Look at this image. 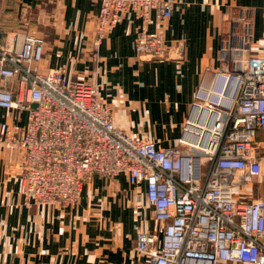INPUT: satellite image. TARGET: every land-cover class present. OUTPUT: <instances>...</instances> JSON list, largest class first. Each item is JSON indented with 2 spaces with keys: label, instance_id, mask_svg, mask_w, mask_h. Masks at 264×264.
Instances as JSON below:
<instances>
[{
  "label": "built area",
  "instance_id": "built-area-1",
  "mask_svg": "<svg viewBox=\"0 0 264 264\" xmlns=\"http://www.w3.org/2000/svg\"><path fill=\"white\" fill-rule=\"evenodd\" d=\"M173 3L99 0L94 45L131 10L140 20L139 57L180 58L183 41L167 45L162 26ZM252 44L247 8L223 17L220 66L197 84L178 144L162 146L116 126L96 83L67 80L63 68L41 69L42 36L0 35V107L28 114L19 137L15 124L0 123V144L25 151L23 202L73 206L91 175L124 173L144 183L160 222V233H135L148 264H264V196H252L264 176V53Z\"/></svg>",
  "mask_w": 264,
  "mask_h": 264
},
{
  "label": "crops",
  "instance_id": "crops-1",
  "mask_svg": "<svg viewBox=\"0 0 264 264\" xmlns=\"http://www.w3.org/2000/svg\"><path fill=\"white\" fill-rule=\"evenodd\" d=\"M162 24L165 43L183 41L180 58L139 57L134 40L140 20L131 10L97 45L99 0H0V35L34 32L45 40L43 70L63 68L67 80L94 82L112 107L113 123L133 137L176 145L197 84L220 66L222 19L240 7L252 17V50L264 53V0H173ZM155 22L149 24L150 29ZM25 110L0 107V123L27 125ZM22 147L0 144V264H148L138 254L139 229L160 233L143 182L124 173L93 174L73 206L27 205L20 192ZM264 173V163H263ZM252 196H264V176Z\"/></svg>",
  "mask_w": 264,
  "mask_h": 264
},
{
  "label": "rangeland",
  "instance_id": "rangeland-1",
  "mask_svg": "<svg viewBox=\"0 0 264 264\" xmlns=\"http://www.w3.org/2000/svg\"><path fill=\"white\" fill-rule=\"evenodd\" d=\"M253 40H254V39H253ZM259 40H264V37H262V38L259 39ZM192 153L197 154V155H203V154H204L203 152L198 151V150H193ZM206 167H207V163H203V164H202V169L205 170Z\"/></svg>",
  "mask_w": 264,
  "mask_h": 264
}]
</instances>
